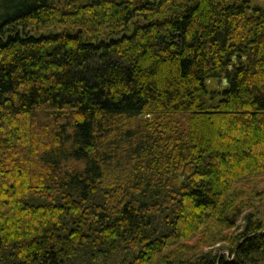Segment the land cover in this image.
Returning <instances> with one entry per match:
<instances>
[{"label": "trees", "instance_id": "16d2710c", "mask_svg": "<svg viewBox=\"0 0 264 264\" xmlns=\"http://www.w3.org/2000/svg\"><path fill=\"white\" fill-rule=\"evenodd\" d=\"M0 264H264V3L0 0Z\"/></svg>", "mask_w": 264, "mask_h": 264}, {"label": "rangeland", "instance_id": "374dc122", "mask_svg": "<svg viewBox=\"0 0 264 264\" xmlns=\"http://www.w3.org/2000/svg\"><path fill=\"white\" fill-rule=\"evenodd\" d=\"M52 1H55V0H52ZM56 1H58V0H56ZM254 3H264V0H251V4H254ZM175 10H177V9L169 8L166 14H171ZM206 82H207L209 88H216V89L224 88L225 83H226L222 78H214V77L207 78ZM241 222H242V218H240L238 220V224H241ZM215 251L216 252H227V253H229V251L224 249L221 245L216 246Z\"/></svg>", "mask_w": 264, "mask_h": 264}]
</instances>
